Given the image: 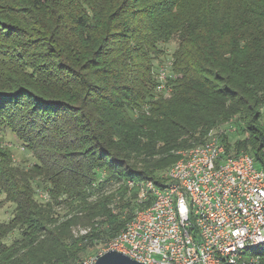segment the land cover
<instances>
[{
  "label": "trees",
  "instance_id": "trees-1",
  "mask_svg": "<svg viewBox=\"0 0 264 264\" xmlns=\"http://www.w3.org/2000/svg\"><path fill=\"white\" fill-rule=\"evenodd\" d=\"M263 107L264 0H0V132L36 160L22 168L0 142L14 206L0 264L82 261L132 218L130 181L163 185L181 152L237 117L247 136L225 135L227 154L261 160ZM79 224L90 232L75 237ZM251 255L264 264V245Z\"/></svg>",
  "mask_w": 264,
  "mask_h": 264
},
{
  "label": "built area",
  "instance_id": "built-area-1",
  "mask_svg": "<svg viewBox=\"0 0 264 264\" xmlns=\"http://www.w3.org/2000/svg\"><path fill=\"white\" fill-rule=\"evenodd\" d=\"M171 66L162 65L157 77L166 96ZM181 155L163 185L128 183L130 191L138 189L132 218L100 253L77 264H96L109 251L144 264L261 261L251 250L264 245V150L261 160L245 152L231 156L213 136Z\"/></svg>",
  "mask_w": 264,
  "mask_h": 264
},
{
  "label": "rangeland",
  "instance_id": "rangeland-1",
  "mask_svg": "<svg viewBox=\"0 0 264 264\" xmlns=\"http://www.w3.org/2000/svg\"><path fill=\"white\" fill-rule=\"evenodd\" d=\"M177 46V41L173 40L169 42L168 44H162L161 47H163L166 50V55L163 58L164 65L168 64L169 61L172 58V53L175 50ZM158 77V75H157ZM264 110V107H263ZM235 123L225 124V125H218L216 128L210 131L208 134V137L213 136H219L221 140H223L225 135L229 136V139L231 143H234L238 139H243L247 134L245 133V123L241 122L239 120V117L235 118ZM261 122L264 124V112L263 116L261 118ZM207 137V138H208ZM0 142L3 145V147L9 148L10 150L14 151L13 156L15 159L16 164L20 165L22 168H28L30 167L34 162H36L34 155L28 151L27 147L20 142L14 134H12L9 130H2L0 132ZM25 148V149H24ZM166 172V171H165ZM45 190H39L36 192V197L41 202H47L50 198L47 192H44ZM95 199V198H94ZM94 199H92L94 201ZM14 206L10 202L6 201V196L0 192V220L3 222H7L8 219L12 216ZM62 214H64L66 211L65 209H60ZM91 227H85L82 225H77L73 227V233L75 237H80L82 235H86L85 231L90 232ZM19 234L18 232H14L10 238L8 239V243H11L14 239L18 238ZM105 245H97L94 249L91 251H88L87 254L84 255L85 258L92 257L98 253H100ZM84 258V259H85Z\"/></svg>",
  "mask_w": 264,
  "mask_h": 264
},
{
  "label": "water",
  "instance_id": "water-1",
  "mask_svg": "<svg viewBox=\"0 0 264 264\" xmlns=\"http://www.w3.org/2000/svg\"><path fill=\"white\" fill-rule=\"evenodd\" d=\"M96 264H144V263L138 262L122 252L109 251L104 255L100 256ZM225 264H231V263H225Z\"/></svg>",
  "mask_w": 264,
  "mask_h": 264
}]
</instances>
